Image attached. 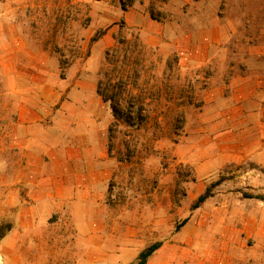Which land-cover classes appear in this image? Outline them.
Wrapping results in <instances>:
<instances>
[{
  "label": "crops",
  "instance_id": "crops-1",
  "mask_svg": "<svg viewBox=\"0 0 264 264\" xmlns=\"http://www.w3.org/2000/svg\"><path fill=\"white\" fill-rule=\"evenodd\" d=\"M45 1L4 0L0 19V83L11 108L0 135L4 264L130 262L128 248L110 238L113 114L98 93L102 63L120 33L118 22L144 49L176 60L182 84L167 103L185 125L197 110L185 144L177 145L178 161L191 166L205 186L215 173L248 164L257 172L247 182L254 189L250 195L264 193V41L249 45L238 62L228 56L226 27L198 2L173 0L165 5L167 17L158 20L146 10L148 0L125 11L120 0H94L85 9L90 24L76 55L84 62L62 68L59 56L24 33L12 7L46 12L51 3ZM82 5L75 6L78 17ZM214 62L220 65L210 74ZM198 79L206 81L199 88ZM229 185L238 187L233 180L218 184L174 235L176 242L162 243L145 264H264V201ZM203 219L209 220L208 242H185L188 226L203 234Z\"/></svg>",
  "mask_w": 264,
  "mask_h": 264
},
{
  "label": "rangeland",
  "instance_id": "rangeland-1",
  "mask_svg": "<svg viewBox=\"0 0 264 264\" xmlns=\"http://www.w3.org/2000/svg\"><path fill=\"white\" fill-rule=\"evenodd\" d=\"M92 1L94 0H46V4L51 3L49 8L47 5L46 12L40 9L37 12H28L15 5L12 7H16L15 18L29 39L32 41V36L39 39L46 51L59 56L61 67L67 68L76 61L84 62L76 59V55L84 44V29L90 24L85 9ZM172 1L148 0L146 10H149L148 13L154 19L160 20L167 17L168 13L164 8ZM138 2L141 0H133L132 3ZM191 2L202 4L208 13H215L222 26L226 27L230 36L226 44L230 59L235 58L239 62L249 45L264 41V0ZM80 3L83 4V11L81 17H78L79 7L75 6ZM0 19H4V0H0ZM116 25L120 27V33L115 38L123 39L130 52L123 55L121 51L115 57L113 53H106L101 67L102 78L104 81L111 80V71L122 70V82L129 85L120 96V109L126 112L129 100L132 101L133 97L141 95L146 105L144 108L147 119L146 123L143 122L138 128H129L124 122L112 125L110 149L116 167L109 188L107 221L108 226L113 228L111 241L128 248V264H137L139 253L148 246L157 242H176L172 239L183 228L180 223L184 219L189 220L194 211L193 203L207 187L217 181L221 183L233 180L238 187L229 185V190H239L242 196L250 195L254 189L248 187L247 182L257 172L248 170V164L235 165L215 173L206 186L201 185L202 181H196L191 166L178 161L176 148L179 143L185 144V135L192 129V120L197 110L191 112V117L185 125L182 117H173V106L168 105L166 99L169 95L171 99L174 95L178 96L182 84L176 74V60L171 56L160 55L156 50H146L142 46L134 50L133 45L137 42L134 33L124 30L122 22ZM90 45L89 42L84 52H88ZM166 62L172 69L174 67V70L167 69ZM219 65L218 62L212 63L207 72L211 74ZM135 73H138L136 78ZM203 82L206 81L198 79L194 84L199 88ZM8 101L0 83V135L4 130V117L6 120L10 114ZM215 188L216 186L212 191ZM259 196L264 197V193H259ZM202 222L205 227L203 234L197 236L194 234V228L188 226L184 232L185 242H208L209 220L203 219ZM172 253L186 256L187 251ZM32 255L33 253L30 257ZM0 264H4V257L1 255Z\"/></svg>",
  "mask_w": 264,
  "mask_h": 264
},
{
  "label": "trees",
  "instance_id": "trees-1",
  "mask_svg": "<svg viewBox=\"0 0 264 264\" xmlns=\"http://www.w3.org/2000/svg\"><path fill=\"white\" fill-rule=\"evenodd\" d=\"M133 0H120V5L122 10H127L131 4H132ZM102 34V32L96 34L95 36H93L90 40V43H93L95 41H97L98 37ZM137 43V42H136ZM134 43L133 45V49L134 50H138V46L140 48L141 45ZM129 46L128 44H125V42L123 41V39L121 40H117L116 45L107 53L108 54H112L114 57L118 56L117 54L121 51H123L122 53H124L123 55H127L130 51L128 50ZM133 51V50H132ZM125 57V56H124ZM115 65V64H114ZM115 68V66L113 67ZM112 72V79H108L106 81H104L103 79L98 83V93L99 95L102 96L103 100L108 102L110 105V108L113 112V117H114V121L112 122L110 128H109V140L111 142L112 140V125H116L118 123L124 122L126 123V126L129 128H138L140 126L146 123V119H147V115H145V102H143V98L141 97V95L135 96L132 98V101L129 100V102L127 103V110L126 112H123V110L120 109V102L122 101V98L120 97L121 95L124 94V92L128 89V85L127 82H122V70L117 71H111ZM129 72V71H127ZM126 72V78H127V73ZM106 73H104L105 75ZM138 76V73H135V78ZM117 82V84H116ZM122 86H121V83ZM137 102V103H135ZM126 115V116H124ZM175 119H178L181 117V115H175L174 116ZM126 118V119H125ZM218 184H220V181L215 182L214 184L210 185L209 187H207L205 189V191L200 194L197 199L195 200V202L192 205V209H196L198 208L208 197L211 196L212 193V189L217 186ZM245 197L247 198H258L262 201H264V197L262 196H253V195H246ZM187 219H184L180 225H184L186 223ZM6 231L4 229V226H0V238L4 237L6 234ZM160 243H154L150 246H148L146 249L142 250L139 255H138V261L137 264H145L148 257L160 247Z\"/></svg>",
  "mask_w": 264,
  "mask_h": 264
}]
</instances>
